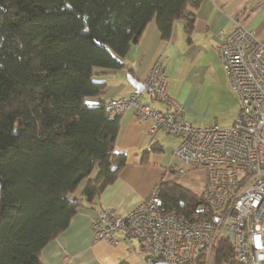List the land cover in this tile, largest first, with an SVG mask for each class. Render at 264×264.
Listing matches in <instances>:
<instances>
[{"label":"trees","instance_id":"16d2710c","mask_svg":"<svg viewBox=\"0 0 264 264\" xmlns=\"http://www.w3.org/2000/svg\"><path fill=\"white\" fill-rule=\"evenodd\" d=\"M198 2L0 0V264H40L44 246L125 165L116 150L119 116L86 101L103 88L94 70L123 69L153 20L163 41L178 19L190 29L187 7ZM159 187L166 211L216 216L175 182ZM214 264H238L229 238L219 241Z\"/></svg>","mask_w":264,"mask_h":264},{"label":"built area","instance_id":"2783aa9c","mask_svg":"<svg viewBox=\"0 0 264 264\" xmlns=\"http://www.w3.org/2000/svg\"><path fill=\"white\" fill-rule=\"evenodd\" d=\"M216 50L240 111L230 127L188 122L184 107L167 94L161 58L151 66L142 91L103 103L107 116L131 110L146 124L149 136L163 132L179 139L172 156L203 171L204 185L197 196L216 216L196 221L166 211L158 183L125 215L98 211L91 221L95 241L115 245L119 233L137 241L147 261L198 264L204 254L215 252L221 239L229 238L238 264H264V37L235 21ZM143 94L163 103L165 110L143 104ZM176 173L183 170L177 168Z\"/></svg>","mask_w":264,"mask_h":264},{"label":"crops","instance_id":"0c3cea01","mask_svg":"<svg viewBox=\"0 0 264 264\" xmlns=\"http://www.w3.org/2000/svg\"><path fill=\"white\" fill-rule=\"evenodd\" d=\"M187 13L191 15L190 29H187V19H178L173 23L170 38L163 41L153 20L124 56L123 69H95V79L103 88L97 96L88 97L87 103H104L129 95L135 90L126 76L130 75L142 83L153 63L161 58L168 96L185 106V119L193 126L207 127L198 126L209 122L198 101L201 96H206V90L215 79L220 77L225 81L226 78L216 48L222 37L232 31L235 21L242 22L259 37H264V0H199L196 7H187ZM224 93L230 104L232 98L236 102L230 88L225 87ZM140 100L151 108L165 110L163 103L153 101L145 94ZM195 106L199 107L198 112ZM118 116L116 150L126 154L124 167L114 182L94 199V203L78 208L68 227L44 246L40 252V264H149L137 241L123 239L119 233L116 234L119 239L115 245L95 241L92 218L102 209L127 214L140 205L158 183L175 182L196 196L203 188V171L191 169L172 156L179 139L163 132L149 136L146 124L139 121L131 110ZM239 118L240 111L231 125ZM153 145L160 147L161 151L151 152L149 149ZM177 168L183 173L178 175ZM80 191L81 187L75 193L76 197L80 196ZM202 258L203 264L208 261L214 264V253H206Z\"/></svg>","mask_w":264,"mask_h":264},{"label":"rangeland","instance_id":"374dc122","mask_svg":"<svg viewBox=\"0 0 264 264\" xmlns=\"http://www.w3.org/2000/svg\"><path fill=\"white\" fill-rule=\"evenodd\" d=\"M223 81L224 80H222L220 77L218 80L215 79L213 84L206 90L205 92L206 96L203 95L199 99L198 101L199 105L203 107L202 111L206 115L205 119L209 120V122L208 123L205 122L204 124L198 126H210L211 124L214 123H217L220 126H229L236 120L239 114V107L235 102V100H233V98H232V104L229 103V100L227 98L225 99L226 94L224 93V89L225 87L229 89V87L226 78L222 85ZM183 107L185 112L186 111L185 106L183 105ZM194 108L196 112L199 111L198 106H195ZM196 170H200V169H196ZM209 263L210 261H208L207 264Z\"/></svg>","mask_w":264,"mask_h":264},{"label":"water","instance_id":"95a60500","mask_svg":"<svg viewBox=\"0 0 264 264\" xmlns=\"http://www.w3.org/2000/svg\"><path fill=\"white\" fill-rule=\"evenodd\" d=\"M130 85L134 88L135 91L140 92L142 91V83L133 79L130 75L126 76ZM149 264H167L166 261H159V260H150L148 261Z\"/></svg>","mask_w":264,"mask_h":264}]
</instances>
